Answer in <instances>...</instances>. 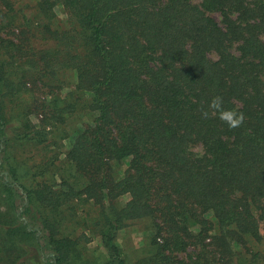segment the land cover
Listing matches in <instances>:
<instances>
[{"label":"trees","instance_id":"1","mask_svg":"<svg viewBox=\"0 0 264 264\" xmlns=\"http://www.w3.org/2000/svg\"><path fill=\"white\" fill-rule=\"evenodd\" d=\"M17 1L0 0V264H127L134 220V264H264V0ZM81 111L65 149L47 141Z\"/></svg>","mask_w":264,"mask_h":264},{"label":"rangeland","instance_id":"2","mask_svg":"<svg viewBox=\"0 0 264 264\" xmlns=\"http://www.w3.org/2000/svg\"><path fill=\"white\" fill-rule=\"evenodd\" d=\"M20 0L17 1V4H20ZM55 10L57 13V18H58V23L62 24L63 26L66 25L67 23V13L65 11V9L63 8V6L61 4H57L55 6ZM42 42V43H41ZM37 43V41H36ZM54 44V41L49 39L48 41L43 42L42 40H40V43L38 42V49H47L49 48L51 45ZM61 73H59L60 78L62 79V81L59 82V84H62V89H56L54 94L59 95L58 99L60 98V104H63L64 100H65V94L67 91H71V88L76 80V74L75 71L69 68H64L61 69ZM38 75V74H36ZM35 81L33 82V92L36 94H40L42 95L41 91L43 92L44 90H47L50 86H55L58 83V80L54 79L53 76H36L34 77ZM75 93V90H74ZM46 94V93H45ZM43 92V96L45 95ZM76 95V94H75ZM75 95H72L71 98L73 99V97ZM84 111V110H83ZM75 115H78L77 113H75ZM80 116V117H79ZM33 119L35 120V122H37V118L36 115L34 114ZM64 117L66 119V121L64 123H59L61 125L58 126V128H54L53 132L50 133L49 138L47 141H51L56 139L57 141H62L64 143L63 145V149H65L71 139H72V135H70L67 138H63L62 140L59 137L60 134V130L64 129L68 130V131H72V128L74 127V125H80L82 123V118L83 117H88V115H84L83 112H80V115L78 116H74L75 119L72 121L71 120V115L65 113ZM73 119V118H72ZM51 147V148H50ZM50 149L54 150L56 149V145H50L49 146ZM29 150V151H28ZM37 150V148L32 147L31 148H26L25 151H27L26 153L31 154L32 152H35ZM42 150H39V152ZM25 152L23 153L26 154ZM45 152H43L44 154ZM35 159V156L32 160ZM88 233V232H87ZM89 234V233H88ZM151 235V231L150 229H147V221L146 220H134L132 222H130L129 224H127L126 226L122 227L121 229H119L118 233H117V242L120 245L121 249L123 250V256L126 258L127 264H134V261L137 257L143 255L145 248L148 244V240H149V236ZM90 237L92 238L89 242H88V246L90 248H97L99 247V242H98V238L97 235H90ZM161 236H159L160 238ZM158 238V237H157ZM93 253H97L94 252Z\"/></svg>","mask_w":264,"mask_h":264},{"label":"clouds","instance_id":"3","mask_svg":"<svg viewBox=\"0 0 264 264\" xmlns=\"http://www.w3.org/2000/svg\"><path fill=\"white\" fill-rule=\"evenodd\" d=\"M224 100L222 96H215L209 103V109L213 110V115L218 113V118L224 122L230 129L240 127L245 120V114L236 108L227 109L224 108ZM202 118H209V111L202 110Z\"/></svg>","mask_w":264,"mask_h":264}]
</instances>
